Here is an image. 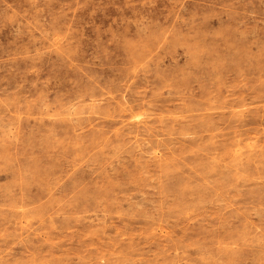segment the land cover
Wrapping results in <instances>:
<instances>
[{
	"label": "rangeland",
	"instance_id": "374dc122",
	"mask_svg": "<svg viewBox=\"0 0 264 264\" xmlns=\"http://www.w3.org/2000/svg\"><path fill=\"white\" fill-rule=\"evenodd\" d=\"M0 264H264V0H0Z\"/></svg>",
	"mask_w": 264,
	"mask_h": 264
}]
</instances>
